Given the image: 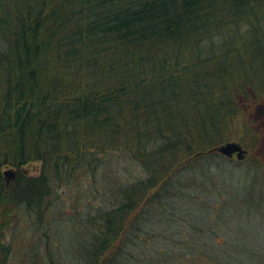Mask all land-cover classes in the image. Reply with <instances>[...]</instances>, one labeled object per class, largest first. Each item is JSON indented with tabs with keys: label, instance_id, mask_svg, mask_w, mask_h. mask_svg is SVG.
Instances as JSON below:
<instances>
[{
	"label": "trees",
	"instance_id": "16d2710c",
	"mask_svg": "<svg viewBox=\"0 0 264 264\" xmlns=\"http://www.w3.org/2000/svg\"><path fill=\"white\" fill-rule=\"evenodd\" d=\"M262 48L264 0H0V232L101 172L120 197L75 254L101 264L148 209L216 184L232 159L211 150L262 139L242 109L264 95Z\"/></svg>",
	"mask_w": 264,
	"mask_h": 264
},
{
	"label": "rangeland",
	"instance_id": "374dc122",
	"mask_svg": "<svg viewBox=\"0 0 264 264\" xmlns=\"http://www.w3.org/2000/svg\"><path fill=\"white\" fill-rule=\"evenodd\" d=\"M242 109L262 137L247 158H260L264 165V95L245 100ZM234 160L223 165L221 174L214 164L216 184L189 186L172 194L163 207L148 209L141 232L127 235L121 247L114 241L101 264H264V176L250 159L244 164ZM40 168L33 163L24 172L38 176ZM103 180L104 173L98 172L62 187L41 218L25 209L15 212L11 225L0 232V264H88L90 255L82 261L75 254L95 245L94 231L101 227L94 219L96 206L109 209L120 197L111 188L95 189ZM3 246L9 247L7 253Z\"/></svg>",
	"mask_w": 264,
	"mask_h": 264
},
{
	"label": "water",
	"instance_id": "95a60500",
	"mask_svg": "<svg viewBox=\"0 0 264 264\" xmlns=\"http://www.w3.org/2000/svg\"><path fill=\"white\" fill-rule=\"evenodd\" d=\"M210 152H217L222 156L228 159H236L237 161H244L247 158L248 150L244 148V146L236 141H229L219 145L214 148ZM17 170L9 169L4 172V177L9 183L11 180H14L17 176Z\"/></svg>",
	"mask_w": 264,
	"mask_h": 264
},
{
	"label": "flooded vegetation",
	"instance_id": "af4514ba",
	"mask_svg": "<svg viewBox=\"0 0 264 264\" xmlns=\"http://www.w3.org/2000/svg\"><path fill=\"white\" fill-rule=\"evenodd\" d=\"M133 220V219H132ZM129 232H128V234H132V235H134V236H136L137 235V233H136V230L138 229H140V227L139 226H137V225H133V223H132V225H129ZM141 232V231H140ZM141 240H142V238H140Z\"/></svg>",
	"mask_w": 264,
	"mask_h": 264
}]
</instances>
